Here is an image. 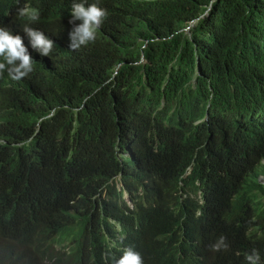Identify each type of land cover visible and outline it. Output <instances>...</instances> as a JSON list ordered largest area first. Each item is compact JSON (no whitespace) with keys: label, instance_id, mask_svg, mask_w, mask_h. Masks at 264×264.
Returning a JSON list of instances; mask_svg holds the SVG:
<instances>
[{"label":"trees","instance_id":"trees-1","mask_svg":"<svg viewBox=\"0 0 264 264\" xmlns=\"http://www.w3.org/2000/svg\"><path fill=\"white\" fill-rule=\"evenodd\" d=\"M30 1L0 0L35 61L0 75V264H114L128 246L144 264H246L244 244L264 260V0H77L108 16L75 51L73 0ZM197 214L251 233L206 258Z\"/></svg>","mask_w":264,"mask_h":264},{"label":"clouds","instance_id":"clouds-1","mask_svg":"<svg viewBox=\"0 0 264 264\" xmlns=\"http://www.w3.org/2000/svg\"><path fill=\"white\" fill-rule=\"evenodd\" d=\"M31 2L32 0L25 4L29 6L25 9L30 8ZM18 11L23 15V10ZM70 15L69 24L73 27L68 33L69 47L75 51L95 41L97 31L107 19L108 11L97 3L86 4L73 0ZM30 19L32 21L39 19L38 10L32 11ZM76 21L80 23L76 24ZM22 31L27 36L31 48L39 52L41 56H50L56 47L54 41L39 29L26 25ZM0 57L3 58L0 61V75L6 71L11 79L19 80L33 71L35 61L28 47L25 46L23 37L13 35L11 30L5 26H0ZM260 180L264 183L263 177ZM187 231L193 235L200 255L206 258L209 257L211 251L228 249L226 237L238 239L239 235L251 233L248 226L239 220L223 215H215L209 220H204L201 219V214L196 215V221L187 228ZM219 235L221 236L218 237ZM122 252L123 254L114 260V264H144L142 255L134 247L128 246ZM242 256L244 260H247L246 264H264L259 252L246 244L243 246Z\"/></svg>","mask_w":264,"mask_h":264},{"label":"rangeland","instance_id":"rangeland-1","mask_svg":"<svg viewBox=\"0 0 264 264\" xmlns=\"http://www.w3.org/2000/svg\"><path fill=\"white\" fill-rule=\"evenodd\" d=\"M125 198H128V196L126 195Z\"/></svg>","mask_w":264,"mask_h":264}]
</instances>
